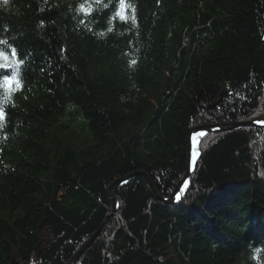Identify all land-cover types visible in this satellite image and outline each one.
<instances>
[{
  "label": "trees",
  "instance_id": "obj_1",
  "mask_svg": "<svg viewBox=\"0 0 264 264\" xmlns=\"http://www.w3.org/2000/svg\"><path fill=\"white\" fill-rule=\"evenodd\" d=\"M81 2L0 0V39L21 61L0 70L21 81L10 101L0 90V264H69L117 179L144 171L169 197L192 127L264 113V0H125L123 16L119 0L89 15ZM198 147L177 202L140 174L119 185L74 264H255L264 125Z\"/></svg>",
  "mask_w": 264,
  "mask_h": 264
},
{
  "label": "clouds",
  "instance_id": "obj_2",
  "mask_svg": "<svg viewBox=\"0 0 264 264\" xmlns=\"http://www.w3.org/2000/svg\"><path fill=\"white\" fill-rule=\"evenodd\" d=\"M7 2V0H5ZM99 3V0H96ZM125 0H119V11L117 15L123 16L125 8ZM128 7H134L132 4H128ZM94 8V4L91 0H82L78 7L75 9L76 12L89 15ZM111 27L108 31H111ZM135 61H133L134 63ZM21 61L18 59V53L16 52L13 45L8 44L7 40L0 39V70L13 69ZM19 73L13 71L10 75H4L0 77V90H2V96L5 102L13 99V94L21 88V81L18 78ZM6 127V117L3 108H0V143H4L7 139V134L2 130ZM261 253H264V246H257L252 250V259L255 264H264V260L261 259Z\"/></svg>",
  "mask_w": 264,
  "mask_h": 264
},
{
  "label": "water",
  "instance_id": "obj_3",
  "mask_svg": "<svg viewBox=\"0 0 264 264\" xmlns=\"http://www.w3.org/2000/svg\"><path fill=\"white\" fill-rule=\"evenodd\" d=\"M248 125H253V126H262L264 125V114L256 119L253 120H248V121H235V122H231V123H220V124H216V123H210V124H202V125H197L195 127H192L190 129V137H189V151H188V166H187V170L184 173V175L182 176V178H180V180L178 181L173 193L169 196V197H165L162 194L159 193V191L157 190L156 186L154 185V182L152 181V179L148 176V174H146L144 171H140L134 174H131L129 176L126 177H122L117 179L110 187V193L112 196V199L114 201V208L113 211L108 215V217L106 218L104 224L110 219L112 218V216L114 215L116 208L118 206V198L116 195V189L119 185L123 184L124 182H126L129 178H131L133 175L135 174H140L142 176H144L150 183L151 187L153 188V190L158 194V196L161 199H164L167 202H177V200L175 199V195L177 192L180 191L182 184H184L185 181L190 180L191 174L194 171V169L196 168L198 161H199V157L201 155V150H199V157L196 161V164L194 166L193 169H190L189 167V158H190V138H191V133L193 131H203L204 134H206L207 132H220V131H225L227 129H233V128H239V127H243V126H248ZM180 196L182 198L183 196V192L180 193ZM180 198V199H181ZM104 224L100 227V229L90 238V240L88 242H86V244H84V246L81 248V250L75 255V257L69 262V264H74L75 261L77 260V258L81 255V253L93 242V240L97 237V235L100 233L102 227L104 226Z\"/></svg>",
  "mask_w": 264,
  "mask_h": 264
},
{
  "label": "snow or ice",
  "instance_id": "obj_4",
  "mask_svg": "<svg viewBox=\"0 0 264 264\" xmlns=\"http://www.w3.org/2000/svg\"><path fill=\"white\" fill-rule=\"evenodd\" d=\"M203 135H204V132L200 131V130L194 131L193 134H192V141H193L192 161H193V163L195 162V160L197 158V155H198L197 152L195 151V148H196V145H195L196 137L197 136H203ZM185 182H184V186L175 195V199L177 201H179L180 198H181L180 193H182L185 190V188H187V186H188V184H187V186L185 187Z\"/></svg>",
  "mask_w": 264,
  "mask_h": 264
},
{
  "label": "bare ground",
  "instance_id": "obj_5",
  "mask_svg": "<svg viewBox=\"0 0 264 264\" xmlns=\"http://www.w3.org/2000/svg\"><path fill=\"white\" fill-rule=\"evenodd\" d=\"M194 132V131H193ZM193 132L191 133V138H190V158H189V167H190V169H193L194 168V166H195V164H196V161H197V159H198V157H199V147H198V144H199V142H200V137L201 136H197L196 137V140H195V145H196V148H195V151L197 152V158H196V160H195V162L193 163V161H192V151H193V141H192V134H193ZM187 184H188V181H186L185 182V187L187 186ZM184 186V184H182V187ZM181 187V188H182ZM186 189V188H185Z\"/></svg>",
  "mask_w": 264,
  "mask_h": 264
},
{
  "label": "rangeland",
  "instance_id": "obj_6",
  "mask_svg": "<svg viewBox=\"0 0 264 264\" xmlns=\"http://www.w3.org/2000/svg\"><path fill=\"white\" fill-rule=\"evenodd\" d=\"M263 114H264V113H263ZM263 114H262V115H263ZM262 115H261V116H262ZM259 117H260V116H259ZM257 118H258V117H257ZM255 119H256V118H255ZM262 126H263V125H262ZM194 127H195V126H194ZM220 132H222V131H220ZM199 149H200V148H199ZM197 165H198V164H197ZM196 167H197V166H196ZM195 169H196V168H195ZM195 169H194V170H195ZM192 173H193V172H192ZM183 175H184V174H183ZM183 175H182V176H183ZM191 175H192V174H191ZM181 178H182V177H181ZM189 182H190V180H189ZM188 184H189V183H188ZM112 211H113V210H112Z\"/></svg>",
  "mask_w": 264,
  "mask_h": 264
}]
</instances>
